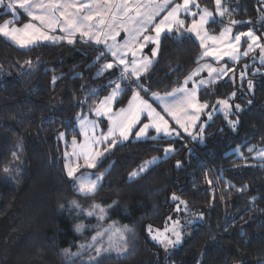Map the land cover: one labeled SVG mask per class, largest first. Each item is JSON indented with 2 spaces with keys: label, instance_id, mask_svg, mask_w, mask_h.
<instances>
[{
  "label": "trees",
  "instance_id": "trees-1",
  "mask_svg": "<svg viewBox=\"0 0 264 264\" xmlns=\"http://www.w3.org/2000/svg\"><path fill=\"white\" fill-rule=\"evenodd\" d=\"M198 2L214 9L213 0ZM222 2L227 18L209 23L210 32L243 21L234 30L251 28L264 43V0ZM99 52L80 39L19 48L0 36V264H70L62 250L79 251L93 221L71 208L73 199L84 209L100 204L106 222L132 226L137 233L130 254L99 264H264V157H254L264 150V63L250 61L248 54L240 59L247 64L240 82L218 80L198 90L210 105L207 113L217 100L232 105L227 116L215 112L205 120L202 140L157 136L120 142L97 167L106 168L99 190L85 197L73 189L61 156L74 136L79 139L77 115L95 106L109 81L120 76L117 67L97 76L109 59L98 62ZM199 54L191 35L163 33L152 66L139 80L150 91L142 92L178 86L202 59ZM133 84L118 97V106L126 103ZM236 120L233 128L229 121ZM169 146L174 149L169 155L127 178ZM174 221L183 233L179 244L165 247L150 239L149 225L164 231ZM77 224L86 227L77 232Z\"/></svg>",
  "mask_w": 264,
  "mask_h": 264
},
{
  "label": "snow or ice",
  "instance_id": "snow-or-ice-1",
  "mask_svg": "<svg viewBox=\"0 0 264 264\" xmlns=\"http://www.w3.org/2000/svg\"><path fill=\"white\" fill-rule=\"evenodd\" d=\"M214 2L217 13L223 17L228 9L222 7V0H214ZM0 5L13 13V19L5 20L0 24V36L11 40L18 46L26 48L42 40L59 41L65 39L71 44L74 43L71 37L79 34L82 38L88 37L89 41L104 45L106 51L98 53L96 56L98 62L103 60L107 54L114 58L111 62H105L101 65L97 71V76L114 67L121 69L120 80L124 82L125 86L116 81H109V86L113 84L115 86L112 87L110 94L105 96L94 109L97 116H107L109 121L107 133H101L97 136L95 134L96 121H89L87 117L79 118L80 132L84 135V141L78 142L74 136L71 141L72 152L66 151L64 153L67 158L64 165L66 174L71 178L75 191L85 197L92 196L99 190L105 172L99 174L81 173L80 175H77V173L80 172L81 168H97L98 161L118 142L127 140L133 129L138 125L142 124L139 131L135 132L137 138L146 137L150 128L154 129L157 134L162 133L164 136H179L181 133L176 128L171 127L169 121L165 119V116H168L180 129L187 132L193 140L197 138L202 140L203 138L204 125H198L197 121L210 105L206 100L200 101L197 90L199 85L210 84L212 81L200 80L198 84L193 82L194 86L191 89L187 85L189 81H192L193 76L198 75L205 68L208 69L210 77L213 74L217 76L221 73L227 74V71H231V69H215L210 64L200 65L185 78L180 87L174 88L172 92L164 95L152 93L154 100L158 102L157 106L154 107L153 103L140 95V90L145 92L150 90L140 85L139 80L142 73L148 72L153 64V58L157 56L162 33L176 32L181 36L185 34L194 35L204 49L201 58L212 56L217 59L229 57L232 60H238L241 54L247 56L249 51L259 48L262 53L261 62L264 63L262 36H258L253 29L249 28L247 32H240L232 37L230 34L233 29L230 26L223 29L219 36H210L205 29V25L215 23L214 14L207 8L202 9L200 12H192L190 6L199 8L196 0H183L181 4L175 3V0H7V3L5 0H0ZM18 8L22 9L29 17V21L20 27L14 26V18L17 15ZM181 12L193 16L191 24L187 27H185V20L180 18ZM197 16H199L198 20L195 19ZM262 20H264V17H262ZM240 23L244 22L230 21L231 25ZM248 23H251V21H248ZM150 25L153 26L151 30L154 35L147 34ZM182 28L184 32L180 31ZM57 29L67 33V35H50ZM121 30L127 34L123 44L116 42V36L120 34ZM109 37L113 41L112 43H108ZM242 37H246L250 41L247 50L243 53L239 49ZM208 40L213 42L212 45L207 43ZM149 42L156 45L151 50V57L137 58V51L142 50ZM137 44L139 48L135 47ZM219 44L223 45V51L219 47H214V45ZM129 52L132 55V60L126 61L125 57ZM25 63L30 65L31 61ZM241 75L244 74L241 73ZM131 77H135L133 83L137 84V89L132 90V96L126 108L113 111V103L125 92V87ZM56 79L57 77H53V82ZM248 87L252 88L251 80L248 81ZM93 94H95V90H93ZM230 95L234 97L236 94L233 92ZM221 106L225 116H227L232 108L227 99L217 100L216 105L211 107L213 110H218ZM158 108L159 110H157ZM235 108L242 110L239 104H236ZM141 116H145L148 123H143ZM211 118L212 113L208 112V119ZM237 123L238 120L229 121L233 128L236 127ZM89 126L92 129L91 135L88 131ZM197 127L199 132L194 135L190 129ZM64 135V133H60L61 138ZM151 139H156V137L153 136ZM105 143L108 144L107 147H99ZM253 150L254 148L249 149V151ZM172 151L174 149L171 147L164 149L165 155ZM257 155L264 157V150L258 151ZM12 156L14 160L20 159L16 152H13ZM158 159V157H152L145 161L137 170L129 174L130 179L140 176L151 165H154ZM80 160H83V164L80 163ZM180 163V161H177V166H180ZM5 171L7 172L8 169L5 168ZM93 175H95V179L91 178ZM240 191H243V189H240ZM172 199L177 200L179 197L173 194ZM116 203V201H113V204ZM181 203H184L187 207L186 202L181 201ZM69 205L77 210V214L84 212L89 217L96 216L98 220H104L107 215L106 208L95 202L91 204L89 209H84L75 199L69 201ZM60 207L63 208L64 205ZM108 207H111V205ZM177 211H179V207H177ZM85 227L83 224H77L75 225V231L82 232ZM179 227L180 222L174 221L172 227L165 228L163 232L157 229L152 239L163 243L165 247L175 246L181 242L183 236V233L178 230ZM148 231L150 233L153 231L151 225L148 226ZM168 232L172 233L174 239L166 235ZM105 235H108L107 247H104L98 239ZM134 236L135 233L129 226L124 225L122 228H117L115 222H113L111 227L103 231H97L91 237L89 243L81 244L79 246L80 251L70 252L68 249L62 251L66 258L71 259L72 257L82 256L84 250H93L96 255H90L88 261L99 264L98 257L102 253H111L112 251L118 254L128 253L130 239Z\"/></svg>",
  "mask_w": 264,
  "mask_h": 264
},
{
  "label": "rangeland",
  "instance_id": "rangeland-1",
  "mask_svg": "<svg viewBox=\"0 0 264 264\" xmlns=\"http://www.w3.org/2000/svg\"><path fill=\"white\" fill-rule=\"evenodd\" d=\"M5 2L7 3V0H5ZM175 3H177V4H181V3H183V0H175ZM196 3L199 5V8H197V7H195V6H190L192 12H200L202 9H204V7H202V6L199 4L198 0H196ZM213 4H214V9H212V10H211V9H208V10L214 14L215 20H220V19H222V18H227V13H226L223 17H221V16L217 13L216 5H215L214 0H213ZM222 7L227 8V6H226L223 2H222ZM2 13H4V17L0 20V24H2L5 20L13 19V13H12L10 10H7L3 5H0V14H2ZM162 15H163V14H162ZM180 18L185 20V27H187L188 25H190L191 22H192V20H193V16H191V15H189V14H187V13H184V12H181V13H180ZM195 19L198 20V19H199V16L195 17ZM229 20H230V19H229ZM28 21H29V17L27 16V14L24 13L22 9H19V8H18V9H17V15H16L15 18H14V26H16V27H20V26H22L24 23H27ZM229 26L232 27V29H233L232 33L230 34L232 37H234L235 34H237V33H240V32H247V31H248V29H245V30L236 29V30H234V25H231V24H230V21L228 22V24H225V25L220 29V31L217 32V33H216V32H214V33H213V32H210V31H209V26H208V24L205 25V29H206V31L208 32V34H209L210 36H219L220 32H221L223 29H225L226 27H229ZM152 28H153V26L150 25V26H149V32H148L147 34L154 35V32L151 30ZM180 31H183V32H184V29L182 28ZM162 34H163V33H162ZM162 34H161V35H162ZM50 35H56V36H62V35H64V36H66L67 33L61 32L59 29H57L55 32L50 33ZM126 35H127V34L124 33V32L121 30V31H120V34L116 36V42L119 43V44H123V42H124V40H125V38H126ZM189 35H191V36H192V37L198 42V44H199V46H200L199 40H198L194 35H192V34H189ZM1 37H3V36H1ZM3 38L6 39L7 41H9L10 43H12L13 45H15V46H17V47H19V48H22V47L18 46L17 44L13 43L11 40H9V39H7V38H5V37H3ZM71 38H72L73 40H75V39H80V40H83V41H86V42H90V43L94 44L95 46L99 47L101 51H106L104 45H102V44H96L95 41H89V40H88V37H83V38H82V37H80L79 34H76L75 36H73V37H71ZM57 42H65V43H68L67 39H65V40H59V41L42 40V41H38L37 43H57ZM112 42H113V41H112L111 38L109 37L108 43H112ZM207 43H208L209 45H212L213 42H212L211 40H208ZM248 43H250V41H248L246 37H242L241 42H240V45H239V49H240V52H241V53H243V51L247 50ZM33 45H34V44H33ZM30 46H32V45H30ZM30 46H29V47H30ZM135 47L139 48V45L137 44ZM153 47H156V45H155L154 43H151V42L147 43V44L145 45V47H144L142 50L137 51V58H139V57H143V56L151 57V50H152ZM214 47H219V48L221 49V51H223V45H222V44L214 45ZM26 48H27V47H26ZM203 51H204V49L200 46V54H199V57H200V58H201V53H202ZM257 51H258V53H257ZM248 54H251V59H250V61H258V62H261V55H262V53H261V51H260L259 48H254L252 51H249ZM107 56L109 57V59H108L106 62H111V61L114 59L113 57H111L110 54H107ZM243 57H245V56L241 54L238 60H232V59H230L229 57H223L222 59H217L216 57H212V56H204V57H202V59H201L196 65H195V67H194V68H193V69H192V70H191V71H190V72H189V73H188V74L182 79L181 83H180L178 86L174 87V88L180 87V86L183 84L185 78H186V77H187V76H188L193 70L197 69L200 65H204V64H210V65H211L213 68H215V69L226 68V69H231V71H227V74L221 73V74H219V76L213 74V75L210 77V76H209L208 69L205 68L203 71L199 72L198 75L193 76L192 81H189V83H188V85H187V87H188L189 89H191V88L194 86V85H193V82H196V84H198V82H199L200 80H211V81H212L211 83H214V82H216V81H218V80H228V79H230V80H235V79H236L238 82H240L241 79H242V78L245 76V74H246L245 71H246V67H247L246 62H245V63H242V64H241V62H240V59L243 58ZM125 59H126V61H131V60H132V55H131L130 52H129L128 55L125 57ZM154 59H155V57L153 58V61H154ZM117 68L119 69L118 71H119V73H120L121 69H120L119 67H117ZM241 73H243L244 75L242 76ZM113 81L119 82V83H121V85H122V83L124 84V82L120 80V76H119V78H117L116 80H113ZM133 81H135V77H131V80L128 82V85H127V86H130L131 83H133ZM130 82H131V83H130ZM211 83H210V84H211ZM139 84H140V82H139ZM133 85H134V86L131 88V93H130L129 98L127 99L126 103H124L123 105H119V106H118L117 101H115V102L113 103V105H112V107H113V111L119 110L120 108H126V107L128 106V101H129V99H130L131 96H132V90H133V89H137V84L134 83ZM206 85H208V84L199 85L198 90L200 89L201 86L204 87V86H206ZM114 86H115V85L113 84V85H111V86L109 87V90H108L107 93L101 98V100H102L105 96H107V95L110 94V92H111V90H112V87H114ZM174 88H172L171 90H169V91H167V92H164V93H160V92H151V93H148V94H145V93L142 92V90H140V95H141L142 97H144V99H147L150 103H153V106L156 107L157 104H158V102H156V101L154 100V98H153V96H152V93H158V94H160V95H164L165 93L172 92ZM198 90H197V92H198ZM142 93H143V94H142ZM197 95H198V94H197ZM101 100H100V101H101ZM117 100H118V99H117ZM221 100H224V99H221ZM100 101H99V102H100ZM200 101H201V100H200ZM99 102H98L95 106L89 108L88 111H87V113L77 115V118H76V129H77L78 134H79V139H77L78 142H83V141H84V135L81 134V132H80L79 118L87 117V119H88L89 121H96L95 134H96L97 136H99L101 133H107L108 126H109V121H108L107 116H103V115H101V116H97L96 113H95V111H94L95 107L98 106ZM201 102H203V101H201ZM212 105H216V101H215ZM207 109H208V108H207ZM207 109H206V110H207ZM157 110H159V108H158ZM206 110H205L204 112H206ZM230 110H231V109H230ZM230 110H229L228 114L230 113ZM204 112H203V113H204ZM209 112H211L212 115H213L215 112H219V113H221L223 116H225V112H224L222 106L219 107L218 110H213V108L211 107ZM203 113L201 114L199 121H197V124H198V125H199V124H204V123H205V120H206V121L209 120V119H208V113L206 112V114H204V116H203ZM165 119H167V120L169 121V125H170L171 127L176 128L177 131H179V132L181 133L179 136H175V135H173V136H164L162 133H161V134H157V133L155 132L154 129H151V128H150V129L148 130V133H147V136H146V137L137 138V137L135 136V132L139 131V128L142 126V124H140V125H138L137 127H135V128L133 129V131H132V133L129 135V138H128V139H145V138H150V137H152V136H155V137H157V136H163V137H165V138H179V139H183V138L185 139V138H188V139H190V140H192V141H198V140H201L200 138H197V139L193 140L192 137H191L187 132H184L182 129H180L179 126L176 125L175 122H174L170 117L165 116ZM141 121H142L143 123H148V120L145 118V116H141ZM88 131H89V135H91V134H92V129H91L90 126H89ZM190 131H192V133L195 135L196 133L199 132V128H198V127H197V128H193V129H190ZM202 137H203V135H202ZM110 139H111V138H110ZM128 139H127V140H128ZM71 141H72V139H71ZM124 141H125V140H124ZM122 142H123V141H122ZM118 143H120V142H118ZM68 145H69L68 148L65 149V150L63 151V154H62V156H61V162H62V164H63V167H64L65 162H66V159H67V158L64 156V153H65L66 151L69 152V153L72 152V145H71V142H70ZM107 146H108V144L105 143V144H103V145H101V146H99V147L103 148V147H107ZM113 147H114V146H113ZM113 147L111 148V150H110L108 153L105 154L104 157H102V158L98 161V166L100 165L101 161H102L105 157H107V156L109 155V153L112 151ZM169 147H171V146H169ZM171 148H172V147H171ZM258 151H259V150H258ZM258 151H256L255 154H254V157H256V158L259 157V156L257 155V152H258ZM170 153H171V152H170ZM170 153H168L167 155H169ZM167 155H165V153H164V151H163V153H162L161 156H157V157L159 158L157 161H159L161 158L166 157ZM150 159H151V158H150ZM147 160H149V159H147ZM147 160H145V161H147ZM145 161H144V162H145ZM144 162H142L141 164H139V165H138L133 171L137 170V169L139 168V166L142 165ZM80 163L83 164V160H80ZM98 166H97V167H98ZM151 166H152V165H151ZM64 170H65V173H66V169H65V167H64ZM105 170H106V168H102V169H97V168H94V169H92V168H81L80 172H78L77 175H80L81 173H95V174H99L100 172H104ZM133 171H132V172H133ZM129 174H130V173H129ZM66 175H67V174H66ZM67 177H68V176H67ZM68 178H69V177H68ZM91 178H92V179H95V175H93ZM127 178L130 179L129 175L127 176ZM69 179L71 180V178H69ZM132 179H134V178H132ZM71 183H72V180H71ZM72 186H73V183H72ZM73 189H74V188H73ZM74 190H75V189H74ZM77 193H78V192H77ZM79 194H80V193H79ZM88 209H89V208H88ZM88 218H92V220H93V221H91V223H90L89 226H88V228H90L91 231H90V233H89L88 235H86L85 238H83V240H82L83 242H81L80 245H81V244L89 243V242L91 241V237H92L93 235H95V233H96L97 231H103L104 229H107V228H109V227H111V226L113 225V223H111V222H109V221L106 222V219H104V220H98L96 216H91V217H88ZM123 226H124V225H117V224H115V227H117V228H122ZM127 226H129V225H127ZM129 227H130L131 229H133V231H134V233H135V236H134V237H131V239H130V246H129V251H128V253H126V254H118V253L115 252V251H112L111 253H102V255H101L100 257H98L99 262H106V261H109L110 258L117 257V256H120V257H121V256H125V255H128V254L131 253L132 249L134 248V246H135V244H136V242H137V233H136L134 227H132V226H129ZM171 227H172V224L169 225L167 228H171ZM180 227H181V226H180ZM180 227H179V228H180ZM160 231H161V230H160ZM161 232H163V231H161ZM148 234H149V237H150L151 240H153V241H155V242H159L158 240H154V239H152V236L156 234V230H153L151 233L149 232ZM128 235H130V234H128ZM166 235H168L169 237L172 238V233H171V232L166 233ZM98 239H100V243H101L104 247H107V245H108V235H105V236H103L102 238H98ZM160 243H161V242H160ZM79 251H80V248H79ZM77 252H78V251H77ZM90 255H91V256H95V255H96V254H95V251H93V250H84V253H83L82 256L72 257V258L70 259V260H71L70 264H94V262H89V261H88V257H89Z\"/></svg>",
  "mask_w": 264,
  "mask_h": 264
},
{
  "label": "crops",
  "instance_id": "crops-1",
  "mask_svg": "<svg viewBox=\"0 0 264 264\" xmlns=\"http://www.w3.org/2000/svg\"><path fill=\"white\" fill-rule=\"evenodd\" d=\"M142 74H143V73H142ZM201 87H203V86H201ZM201 87H200V88H201ZM142 94H143V93H142Z\"/></svg>",
  "mask_w": 264,
  "mask_h": 264
}]
</instances>
